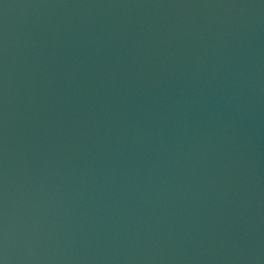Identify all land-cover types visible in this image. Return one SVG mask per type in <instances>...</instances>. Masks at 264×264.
Segmentation results:
<instances>
[{"label":"water","instance_id":"water-1","mask_svg":"<svg viewBox=\"0 0 264 264\" xmlns=\"http://www.w3.org/2000/svg\"><path fill=\"white\" fill-rule=\"evenodd\" d=\"M0 264H264V0H0Z\"/></svg>","mask_w":264,"mask_h":264}]
</instances>
